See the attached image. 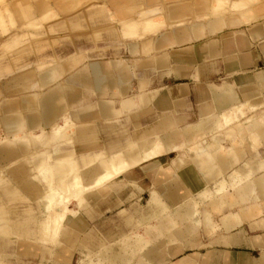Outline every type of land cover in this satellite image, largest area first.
Wrapping results in <instances>:
<instances>
[{
  "label": "crops",
  "instance_id": "0c3cea01",
  "mask_svg": "<svg viewBox=\"0 0 264 264\" xmlns=\"http://www.w3.org/2000/svg\"><path fill=\"white\" fill-rule=\"evenodd\" d=\"M152 13L157 23L144 29L141 19ZM50 60L56 61L54 66ZM263 104L264 0H0V186L7 181L24 197L10 195L13 199L8 200L0 193V220L6 218L12 232L21 233L10 234L14 243L0 264H46L53 255L60 257L58 264H73L77 245L42 244L30 237L36 235L33 203L44 190L33 180V168L45 158L51 126L67 113L82 109L92 118L96 107L106 119H113L119 109L123 115L116 128L85 122L77 126L93 136L75 144L76 155L91 153L78 154L82 150L95 153L94 135L101 131L107 141L100 150L109 151L118 142L125 153L128 143L161 142L159 156L116 180L114 186L120 189L105 185L86 192L88 201L107 211L129 202V187L134 195L155 191L165 204L178 205L188 200L189 187L221 182L220 169L246 175L223 161L201 184L191 178L188 162L169 156L180 142L187 143L190 130H195L190 140L197 138V131L231 107ZM260 118L250 121L249 131L259 132L256 139L263 143L264 128L258 125L264 124V115L256 120ZM130 122L138 129L132 136ZM250 146L243 155L250 157L244 166L249 163L252 174L254 164L264 166V148ZM257 155L263 156L260 161L254 159ZM249 182L243 192L237 190V181L234 188L240 197L250 193L249 206L225 212L216 232L202 244L171 245L168 264H264V169ZM28 220V227L17 226ZM73 222L68 231L78 235L84 228ZM184 232L189 229L167 237ZM125 261L113 252L107 264Z\"/></svg>",
  "mask_w": 264,
  "mask_h": 264
},
{
  "label": "rangeland",
  "instance_id": "374dc122",
  "mask_svg": "<svg viewBox=\"0 0 264 264\" xmlns=\"http://www.w3.org/2000/svg\"><path fill=\"white\" fill-rule=\"evenodd\" d=\"M152 15L153 13L151 14V16ZM153 18L155 19L156 17L153 15ZM144 26L147 27L148 25L147 26L144 25ZM76 39L85 40L88 39V36H78V38ZM55 62L56 61L53 60L48 61L50 66H54ZM83 109H88V108H83ZM92 109L94 112L92 118L89 116V119L77 120L75 118L70 117L75 113L76 111L75 110L67 113V115L65 116L66 118H69L67 119L68 121L65 122L64 121L65 117H64L60 123L61 125L65 126L66 129L76 128L77 126H80L82 122H85L86 124L98 123V125H102V127H104L105 125L113 128L119 126L120 124L119 122L123 116L122 114H120V109H119V114L117 112L113 116V119H106L105 117H102L101 114H99V112L97 111L98 108L96 107ZM131 111H132V107L130 108L128 113L131 114ZM231 114L233 117H230L231 118L230 120L224 121V119H222V122L217 123L216 121H218L220 118L215 119L214 124L211 123L209 125L210 127H204L203 129L195 133V135L198 134L197 138L191 139L189 141L187 140V143L183 141L180 142L178 144L179 146L175 147L174 154L170 155L169 157L178 156L183 158L186 162H188L189 163L188 166L191 167L190 169H193V171H191V178L197 180L198 182L200 181L201 184L206 183L204 182V178L206 179L211 175H215L213 170H215L218 166H220L223 161L225 162L231 161V163H233L232 164L233 167L231 165L232 167L231 169L241 168L242 173L247 172L246 175L243 174L242 176H240V174L235 173L236 174L235 175L231 173L232 175L231 176L228 174L230 170L225 172V170L220 169L218 170L219 173L217 176L219 179L223 178L222 181H224L225 178L226 180L225 184L219 185L220 182H218L217 185L214 186L215 181H210L209 184L212 185L211 187H207V186L196 187V189H193L194 192L193 190H191V187H189L191 191V195H189V198L188 200H186V202L179 203L178 205H173V204L169 205L166 203L168 209H164L161 213H157V214L155 213L153 215H151L150 211H147L146 203L150 201L149 199L151 198V196L156 194L155 191H151V193H146L145 195L143 194L133 195L132 193L133 187H129L127 192H130L132 197L129 200V202L120 204L111 209H107V211L104 210L103 208L99 209L98 205L92 204L91 201H88V199L86 198V192L82 193V195L80 193V198L82 197V200L88 202V206L86 208L89 209V212H86L84 210V201L80 203L74 200V198L69 195L68 191L64 193L62 189H60L59 187V190L63 195L62 197L66 196L71 198V199L68 198L67 205L70 207L72 212L71 211L66 212L65 217L63 218L62 222L59 224V227H57V229L55 228V226H51L50 227L51 229L49 228L46 232L44 231L41 232L39 231L40 230L39 226H41L40 225L41 222L44 221L46 217L47 218L51 216L54 217L55 212H60V210L62 212L63 208L61 209L60 207L62 206V204H60V202H62L60 200L62 199L61 197L59 199L58 197H56V199L54 198L53 201L51 202L47 200H41L39 198L38 199L39 202L33 203L34 212L32 211L34 216L32 225L34 226L33 228L35 229L36 235L30 237L33 238L35 242H39L42 244L53 243L58 245L59 243H61V240H63V238L65 237V231L74 228L75 224L73 221H76V223H78L79 225L78 227L81 226L84 229L78 231L79 232L78 235L77 234L73 235V233L70 234L71 235L70 238L73 239L71 244L74 245L72 249L75 248V245H77V249H78L75 258H73L74 259L73 264H90V263L95 264V262L96 264H98L97 262L99 257L97 254L103 251L104 246H108L110 252H114L117 255H121L125 257L127 261H125L122 264H139V263L168 264L169 256H171L172 254L170 252L171 245L173 246L177 244H183L184 246L190 245V247H195L197 244H202L203 240H207L208 238L213 236V234L216 232L218 220L225 212L233 211L236 206H239V208H241V206L242 207L249 206L248 202L250 201V195H249L250 193H247L245 194V196L242 197L237 195L235 191L236 189H234L235 181H237L236 184L238 187L237 190L243 192L245 186L246 185L249 186L250 183L249 181L251 180V178L252 179L256 178V172H260V170L264 169V166L262 169H258L257 168L258 166L255 167L254 164L253 165L254 170L251 174V172L249 171V163L248 165L244 166L245 161L246 160L248 161L250 157L243 155L244 152L249 151L248 150L249 145L252 146L253 150L264 148V142L261 143L262 140L256 139L257 135L258 137L260 136L259 132L255 131L254 133L251 134L249 131L251 120L255 122L261 121V118L259 120H256V117L264 115V104L259 108L254 107L253 109H249L247 107L240 108L238 110L232 109L230 111V116ZM183 125L185 124L180 125L179 128H181ZM127 126L130 136L137 133L138 129L136 125L130 122ZM148 127L149 124L146 125V129H148ZM258 127L262 129L264 128V124L260 123ZM110 136H115V131L112 132ZM94 137L97 141L96 144L98 145L97 149L98 150L103 149L105 141H107V137L105 138V134L101 131L100 133L99 132L95 133ZM97 137L99 140L97 139ZM215 137L216 139H214ZM37 139L40 142L41 139L40 138ZM48 141L49 142L45 143V145L43 146V148H46L45 151L49 150L51 152L50 156L49 155L44 156L45 158L43 160H45L46 163L52 161L51 160V156L53 157L52 155L53 151H51L53 150L52 147L66 148L65 145L66 142L60 140L58 135L52 129L49 132ZM232 146L233 148L235 147V149H232ZM97 149L94 148L93 152H97L98 151ZM85 151L89 152V150H82L79 151L78 154L80 152H85ZM74 156L75 155L72 154L70 158L71 157L74 158ZM262 157L263 156L261 155H257L256 157H254V159H258L260 161ZM69 160L70 162H73L71 161V159ZM43 165L42 168L45 166ZM73 165L74 164L69 165L68 169L70 171H72ZM47 168L48 166H46V168L44 167L43 168L44 170L42 169L39 171L38 169L36 171V169L33 168L35 169V171L33 172V180L41 184L43 183L42 185L46 186L45 184L46 182H48V180L47 179L45 181L43 180L44 179L43 176H45V178L51 179L49 181H53L51 183L48 182L51 184V189L53 188L56 189L57 185L56 182H54L53 180L54 177L52 176V173L46 172ZM68 169H66V172H69ZM126 171L127 170H125L124 172ZM67 180H69L68 177H66L65 179L66 183ZM62 181L64 180L62 179L60 183H62ZM53 184H55L56 187H54ZM105 185L107 184H104L103 186ZM97 186L102 187V184ZM97 186L95 188H97ZM218 187L220 188L219 190ZM10 189L11 191H14L12 190L10 184L6 186L5 182L4 183L2 182L0 186V190H1L0 193L2 194L4 190H10ZM73 189L70 190L72 191ZM56 190L58 191V189ZM201 191H207V192H205V194L203 193V195H200ZM255 193L256 191L254 188L253 193H251V195H254ZM13 194L15 195L17 194V192ZM2 196L5 195L2 194ZM16 196L17 197L19 196V198L21 197L20 194L15 195V197ZM7 197L6 198L8 200H11L10 198L11 196L9 197L7 195ZM218 197H223V198L217 199ZM161 200H163V197ZM44 204L46 205L47 208L44 206ZM41 207L43 212L41 211ZM185 208H187L190 211L189 215L186 216L181 215V213L185 210ZM28 210L29 212H31V209ZM136 210L142 212L144 216H141L139 213H136ZM50 211H52L51 213L54 214L50 215L51 214ZM40 215H41L40 219L38 220L35 219L38 216L40 217ZM170 215H171V219H168L167 217H169ZM170 220L174 222V225L173 223L172 224L168 223ZM30 222H31L30 220L23 221V224H20L19 222L17 226L19 228H26L28 227V224ZM0 223H2V225L0 224V226L4 227L0 229V259H4L9 257V255H7L4 251L9 247V245L14 243L12 237H10V234L12 233L14 235H21V233L20 232L14 233V231L12 232L11 224L9 223V220H7L6 218L1 219ZM185 228L189 229L188 233L184 232L183 235L176 234V236L173 235L172 237L171 236L167 237L169 234H175L177 231L179 230L182 231ZM23 233L25 235L30 234L29 231H25ZM135 235L142 236V238L147 242L146 247L143 248L141 251H136V249L138 250L137 247L138 244H140V241H138L139 243L137 242V236ZM127 237L129 240L125 239ZM120 241L122 244L120 243ZM111 249L114 251H112ZM88 252H90V254H88ZM59 258H60L59 256L57 257L53 255V257L51 258L49 256L47 260H50V263H46V264H58V261L60 260ZM51 259L53 260L51 261ZM107 262L108 261L103 262L102 264H107ZM118 262L121 263V261L117 260V263Z\"/></svg>",
  "mask_w": 264,
  "mask_h": 264
},
{
  "label": "bare ground",
  "instance_id": "6f19581e",
  "mask_svg": "<svg viewBox=\"0 0 264 264\" xmlns=\"http://www.w3.org/2000/svg\"><path fill=\"white\" fill-rule=\"evenodd\" d=\"M141 23H142V26L144 29H146V28L150 29L157 22H156V19L153 18V15L152 16L150 15V16H144L143 20L141 19ZM143 24L146 26L148 25V26L145 27ZM240 108L241 107H239V108L231 107L230 111L232 109L238 110ZM230 111L228 109V110L222 112L220 119H219L220 121L218 120L216 122L220 123V122H222V119H224V121L230 120L231 119L230 117H233L232 114L230 116ZM88 116L89 115L84 110H80V111L75 112L70 117L75 118L77 120L78 119L80 120V119H86V118L89 119ZM67 119H69V118L65 117L64 121L65 122L68 121ZM51 127H52L51 129L58 135L59 139L66 142L65 143L66 148L62 149L60 147H52L53 148V150H51V151H53V154H52L53 157L51 156L52 161L49 163H46L45 160L40 159L39 162L37 163V165L34 166V168L36 169V171H37V169L39 171V170H42L44 167L46 168V166H48L47 171L46 170L45 171L47 173L48 172L52 173V176L54 177L53 180H54V182H56L57 187L55 186V184H53V186L56 187V189H58V191L55 188L51 189L50 183L53 181H49L51 179L45 178V176H43L44 177L43 180L45 181L47 179L48 182H50V183L46 182V184H45L46 186H44V190L42 192L40 199L41 200H47V201L51 202V201H53L54 198L56 199V197H58V199H59L61 197L62 199H60V200L62 202H60V201L59 202H60V204H62V206H60L61 209L62 208L63 209H62V212L60 210V212H55V214L53 213L55 215L54 217H52V216L48 217V218L46 217V219H44V221L41 222V224H40L41 226H39L40 227L39 231H41V232H43V231L46 232L51 226H55V228L57 229V227H59V224L62 222L63 218L65 217L66 212H68V211L72 212L70 207L67 205V201H68L69 197H66L65 195H64L65 197H62L63 195L61 194L59 187H60V189H62V191L64 193L66 191H68L69 195L72 196L74 198V200L82 203L84 200H82V197L80 198V193L82 195V193H84V192H89V191H92L94 189H97V188H99L97 185H101V184H102V186L104 184H107V185H111L113 187L116 180L122 175V173L125 170H128L131 167H133V166H135V165H137L143 161H147V160H150L156 156H159V153L161 150V144H160L161 142H160V140L157 139L154 141H147V142L144 140L146 143L145 142L140 143L138 141H136L135 143H128L127 144L128 149L125 151L126 154L123 153V147L120 145L121 143L115 142V143H112L110 145L109 151L105 149V150H99L98 152H95V153L91 152V153H84V154L76 155L75 154L76 151L74 152L75 144L82 142V141L89 142L93 136L91 130L79 132L78 128L77 129L76 128L75 129L74 128L66 129L65 126L61 125V123L52 125ZM196 128H199V126L198 127L196 126ZM194 132H195V130H190V132L187 133L186 136H187L188 140H190V138H192V136H193L192 133H194ZM252 141H253V139H252ZM171 142H172V140L169 139V141H165L164 143L168 145ZM46 151H47V153H45V156H48V155L50 156L51 152L49 150H46ZM72 154L75 155L74 158L73 157L70 158V156H72ZM72 158H73V160H72ZM69 159H71V161H73V162H70ZM68 160H69V162H68ZM70 163L74 164L72 166L73 167L72 171H70L68 169L69 165H72ZM40 165H41V167H40ZM42 165L44 166L43 168H42ZM35 169H34V171H35ZM66 169H68L69 172H66ZM95 170H98L97 175H95L96 174ZM232 173L235 174L236 172H232ZM42 175H44V174H42ZM229 175H231V174H229ZM49 176H50V174H49ZM231 176H230V179H231ZM66 177H68V179H69V180H67V183L65 181ZM69 177H71V178H69ZM62 179L64 181H62V183H60V181ZM91 179H92V181H91ZM226 179H227V177H226ZM84 181H90V182L87 183ZM4 182H5L6 186L9 185V183L7 181H3V183ZM225 183H226V180L224 179V181L220 182L219 185H221V184L223 185ZM96 186H97V188H95ZM7 188H9V187H7ZM11 188L14 191H11V189L10 190H4L2 192V194L5 195L6 197H7V195L10 197V195L15 196L17 194L18 195L20 194L12 186H11ZM70 189H73V190L71 191ZM118 189H120V187L119 188L115 187V190H118ZM219 189L220 188L218 187V190ZM137 190H138V192H141V189H139L138 187H137ZM218 190H217V192H218ZM15 192H17V194L14 195L13 193H15ZM205 192H207V191H202L200 195H203V193L205 194ZM10 198H11V200L13 199L12 197H10ZM18 198H19V196H18ZM20 198H22V197H20ZM23 199H24V197H23ZM69 199H71V198H69ZM149 200L150 201L148 203H146V209H147V211L151 212V215H153L155 213L156 214L161 213L164 209H168L167 204H165L156 194L151 196V198ZM44 206L46 207L45 204H44ZM87 206H88V202L84 201V210L86 212H89V209L86 208ZM46 210H49V209H46ZM51 212L52 211H50V213ZM136 213H139L141 216H144L142 214V212H140L139 210H136ZM184 213L190 214V211L187 208H185V210L181 213V215ZM53 214L51 213L50 215H53ZM2 228H4V227L0 226V229H2ZM70 234L71 233L68 232V230L65 231V237L63 238V240H61V243H63V242L71 243L73 241V239L70 238L71 237ZM135 236H137V235H135ZM125 239H128V237ZM142 240H143L142 236H137V242L140 241L141 245H142V243H141ZM121 241H120V243H121ZM145 243H147V242H145ZM67 245H69V244H67ZM144 246H145V244H144ZM112 251H114V250H112ZM111 253H113V252H110L109 247L104 246L103 251L99 252L97 254L99 257L97 263L102 264L103 262L108 261L110 256H111ZM95 264H96V262H95Z\"/></svg>",
  "mask_w": 264,
  "mask_h": 264
}]
</instances>
